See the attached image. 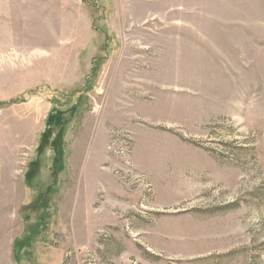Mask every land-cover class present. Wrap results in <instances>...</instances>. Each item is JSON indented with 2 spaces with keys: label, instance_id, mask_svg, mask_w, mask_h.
I'll return each instance as SVG.
<instances>
[{
  "label": "rangeland",
  "instance_id": "1",
  "mask_svg": "<svg viewBox=\"0 0 264 264\" xmlns=\"http://www.w3.org/2000/svg\"><path fill=\"white\" fill-rule=\"evenodd\" d=\"M0 264H264V0H0Z\"/></svg>",
  "mask_w": 264,
  "mask_h": 264
},
{
  "label": "crops",
  "instance_id": "2",
  "mask_svg": "<svg viewBox=\"0 0 264 264\" xmlns=\"http://www.w3.org/2000/svg\"><path fill=\"white\" fill-rule=\"evenodd\" d=\"M94 147H95V146H94ZM87 155H88L90 158H93V156L95 155V152H93V151L91 150V148H90L89 151H88V153H87ZM92 182H94L95 185H91V187L89 188L90 193H89V191H87L86 196L88 195V198H89V199L91 198V199H92V202H93L94 197L96 196V193H97V192H95V190H97V188H98V190H99V179L96 178L95 181L92 180ZM104 187H106V186L103 184L102 189H103ZM107 189H108V188H107ZM81 191H83V189H81ZM90 194H91V196H90ZM91 204H92V203H91ZM91 204H90V205H91Z\"/></svg>",
  "mask_w": 264,
  "mask_h": 264
},
{
  "label": "built area",
  "instance_id": "3",
  "mask_svg": "<svg viewBox=\"0 0 264 264\" xmlns=\"http://www.w3.org/2000/svg\"><path fill=\"white\" fill-rule=\"evenodd\" d=\"M126 152H127L126 144L124 143L123 146L119 150H117V154H125ZM128 153H130V151Z\"/></svg>",
  "mask_w": 264,
  "mask_h": 264
},
{
  "label": "trees",
  "instance_id": "4",
  "mask_svg": "<svg viewBox=\"0 0 264 264\" xmlns=\"http://www.w3.org/2000/svg\"><path fill=\"white\" fill-rule=\"evenodd\" d=\"M58 125H60L59 123H58ZM61 150V149H60Z\"/></svg>",
  "mask_w": 264,
  "mask_h": 264
}]
</instances>
